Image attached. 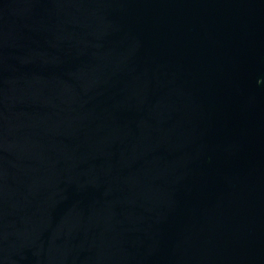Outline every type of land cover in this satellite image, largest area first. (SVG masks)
<instances>
[{
	"label": "water",
	"instance_id": "1",
	"mask_svg": "<svg viewBox=\"0 0 264 264\" xmlns=\"http://www.w3.org/2000/svg\"><path fill=\"white\" fill-rule=\"evenodd\" d=\"M0 264H264V0H0Z\"/></svg>",
	"mask_w": 264,
	"mask_h": 264
}]
</instances>
